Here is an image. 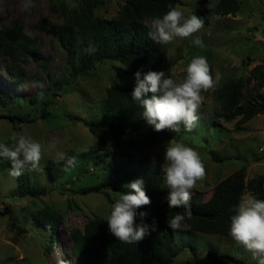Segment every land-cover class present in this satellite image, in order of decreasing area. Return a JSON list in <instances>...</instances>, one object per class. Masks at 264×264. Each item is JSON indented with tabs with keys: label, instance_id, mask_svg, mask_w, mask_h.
I'll list each match as a JSON object with an SVG mask.
<instances>
[{
	"label": "rangeland",
	"instance_id": "374dc122",
	"mask_svg": "<svg viewBox=\"0 0 264 264\" xmlns=\"http://www.w3.org/2000/svg\"><path fill=\"white\" fill-rule=\"evenodd\" d=\"M182 1L183 5L177 6L185 16H200L199 0ZM238 1L235 14L211 16L194 36L167 45L162 61V69L178 80L183 78L195 56L207 58L213 75L217 70L222 74L214 90L201 93L204 100L197 126L191 132L182 128L179 135L174 133L176 136L171 138L199 152L206 167V178L198 182L192 193L199 191L203 201L213 197L218 182L241 165L246 167L247 180L257 174L264 175V113L237 124L239 115L229 120L220 116L221 104L216 97L218 87L232 80L242 79L243 90L249 89L246 85L249 70L264 62V0ZM22 2L0 0V31L12 22L20 24L22 31L35 40L37 51L22 66L24 72L17 83L11 81L6 70L9 59L0 56V91L3 92L0 115L18 112L32 120L18 123L17 129H13L11 122L0 116V142L10 140L12 132L30 136L45 145L55 139L57 149L75 155L78 164L74 170H62L51 178L43 171V164L54 153L45 151L41 170L29 171V175L34 185L46 188L47 193L33 197L19 193L17 180L0 161V264H56L57 257L61 256L75 264L70 235L83 234L95 218L107 217L123 191L79 193L83 186L105 178V166L109 162L107 149L91 147L94 137L84 121L99 117L108 90L125 80L120 77L123 65L106 59L95 61L91 69L71 78L68 84L52 87L54 80L70 74L73 65L67 61V49L58 35L60 28L71 25L74 16L81 15L85 7L90 8L93 16L111 18L121 10L125 0H33L35 7L30 11L22 10ZM197 36L203 40V48L193 44ZM72 55V62L76 63L82 53ZM259 96L257 102L264 103V86ZM33 97L35 102L31 103ZM43 108L47 110L45 116ZM212 121L217 122L216 126L209 125ZM170 140L136 151L153 169L163 172V153ZM44 206L61 214L54 242L49 238L50 230L34 222L31 216ZM186 227L181 224L174 229L177 254L169 264H194L209 249L248 264H258L230 234L189 232Z\"/></svg>",
	"mask_w": 264,
	"mask_h": 264
},
{
	"label": "trees",
	"instance_id": "16d2710c",
	"mask_svg": "<svg viewBox=\"0 0 264 264\" xmlns=\"http://www.w3.org/2000/svg\"><path fill=\"white\" fill-rule=\"evenodd\" d=\"M207 1L199 0L200 8L197 12L205 24L211 16L235 14L239 8L238 0H217L213 5L207 4ZM177 5H183V1L125 0L121 10L111 18L93 16L90 8L85 7L81 15L74 16L71 25L60 28L58 38L67 49V61L73 65L70 67V74L62 80H54L52 87L60 88L68 84L71 78L91 69L95 61L106 59L118 61L123 65L120 77L125 80L124 83L108 90L100 106L99 117L84 121V125L94 137L91 147L107 149L109 162L105 166V178L93 185L83 186L79 193L99 190H123L122 193H128L131 189L127 185L137 178H143L144 190L151 204L138 209V212H148L145 222L151 224L154 218L157 225L155 231L150 230L137 244H126L116 240L109 232L108 216L95 218L83 234L74 232L69 237L73 244L75 264H169L177 254L174 246L176 230L170 228L169 221L177 213L185 214V208L168 206V187L164 173L153 169L147 159L138 154L144 146L160 145L176 135L171 130L154 131L143 117V108L131 98V91L135 86L134 74L137 71L141 72V78L148 71H164L162 61L167 45L155 43L148 33L151 31L153 18L162 17ZM90 46L96 48L91 54L85 51ZM36 51L35 40L22 31L20 24L12 22L10 27L0 31V56L7 57L10 61L6 70L12 82L17 83L21 79L24 72L22 66L28 63L31 54L33 56ZM79 52L82 55L73 63L72 54ZM164 72L168 77V73ZM247 84L249 89L243 90L242 79H237L218 87L216 97L221 104L220 116L229 120L239 115L237 124H243L257 114L264 113V103L257 102L264 86V62L249 70ZM1 94L3 92L0 91V96ZM30 102L34 103L35 98ZM46 114L47 110L43 108L42 115ZM0 116L10 121L13 129H17L18 123L32 120L27 114L18 112ZM216 123L212 121L209 125L216 126ZM2 143L12 142L5 140ZM0 161L2 166L10 167L7 160L0 158ZM62 170L65 171L63 162L54 163L53 158L43 164V171L51 178ZM15 179L20 194L35 197L47 193L46 188L34 185L29 171ZM217 187V193L204 201L199 191L192 193L191 216L185 214L181 223L187 226L186 230L217 235L229 234L230 217L235 214L243 195L250 193L264 199V175L257 174L247 180L245 165L222 178ZM31 216L34 222L50 230L49 238L54 242L57 236L56 227L62 220L61 214L49 206H44ZM136 222H140L139 217ZM194 264L248 263L232 255H220L217 250L209 249L203 257L196 259Z\"/></svg>",
	"mask_w": 264,
	"mask_h": 264
},
{
	"label": "clouds",
	"instance_id": "9594fccd",
	"mask_svg": "<svg viewBox=\"0 0 264 264\" xmlns=\"http://www.w3.org/2000/svg\"><path fill=\"white\" fill-rule=\"evenodd\" d=\"M35 7L33 0H23L21 8L30 11ZM204 27L202 17L191 14L185 16L179 7H173L162 17L151 20L149 38L157 44L169 45L177 39H187L200 32ZM193 44L203 48V40L197 36ZM88 53L96 51L94 46L85 49ZM135 86L131 91L133 101L143 108V117L147 125L156 132L171 130L174 133L191 132L199 123V110L204 100L202 92L214 90L222 79L217 70L212 74L206 57L195 56L185 69L182 79L165 76L164 71H148L135 74ZM11 144L0 142V158L9 163V175L19 178L26 171H40V162L45 151L54 153L53 162H63L65 170L75 168L78 159L57 149L58 141L53 139L42 144L30 136L12 132ZM165 166L164 180L168 187L167 202L170 208H185V214L191 216L190 200L192 190L198 182L206 178V167L199 152L189 145L171 139L163 153ZM128 193H122L111 206L107 217L108 230L122 243H138L156 230L153 218L151 224L145 222L149 213L139 211L151 204L147 196L143 178L130 182ZM185 214L177 213L170 221L172 229H178ZM137 217L140 222L137 223ZM229 234L231 238L250 252L258 264H264V199L248 193L239 201L235 214L230 217ZM56 264H72L71 261L57 257Z\"/></svg>",
	"mask_w": 264,
	"mask_h": 264
}]
</instances>
